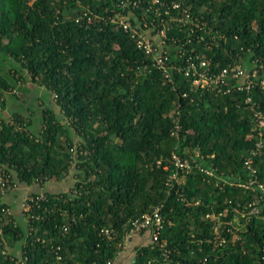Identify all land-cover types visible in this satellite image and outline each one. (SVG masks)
<instances>
[{
  "label": "trees",
  "instance_id": "trees-1",
  "mask_svg": "<svg viewBox=\"0 0 264 264\" xmlns=\"http://www.w3.org/2000/svg\"><path fill=\"white\" fill-rule=\"evenodd\" d=\"M157 1L0 0V108L8 92L21 100L27 76L60 107L47 102L37 128L32 115L0 111L7 181L45 187L31 194H44L37 203L28 199L26 226L3 212L10 204L0 193V231L7 241L24 239L32 264H51L57 252L60 264L115 262L132 220L156 207L163 227L133 234L149 241L128 264H264V197L237 184L258 139L254 107L264 110V0ZM122 19L143 34L165 30L163 51L175 68H159ZM190 59L209 60L213 72L257 68L260 79L250 91L237 89V79L203 89L186 75ZM173 152L214 175L197 167L170 183ZM255 163L264 180V153ZM73 167L69 191L46 188ZM1 250L0 263L11 264Z\"/></svg>",
  "mask_w": 264,
  "mask_h": 264
},
{
  "label": "built area",
  "instance_id": "built-area-1",
  "mask_svg": "<svg viewBox=\"0 0 264 264\" xmlns=\"http://www.w3.org/2000/svg\"><path fill=\"white\" fill-rule=\"evenodd\" d=\"M156 2H159L155 0ZM179 5V4H178ZM187 16L190 14L187 12ZM191 17V16H190ZM120 24L124 27L125 30L131 31L133 36H138L137 44L138 46L145 51V53L149 56H152L156 61L155 64L163 69L167 74L170 68H175V65H167V56L166 52L163 51L164 40L162 37H165V30L159 31L158 35L160 36L161 42L156 40L155 36H146L143 34L139 29L130 21L121 20ZM186 75H193V84L200 88H207V89H216L220 85H226L227 87L230 85L231 79H237L239 81V85L237 89H244L250 91V89L255 85L256 81L260 79L259 71L257 68L252 70H245L243 66L239 63L234 64L230 68H223L220 71L213 72L210 67L209 60H201L199 64H197L193 60L188 61V66L186 70ZM261 87L264 88V79H260ZM229 89H231L229 87ZM229 91V90H228ZM250 100V97L247 99ZM254 117L257 124V135L258 139L255 143V146L250 151V156L245 159V167L248 170V177L246 181H241L242 177L238 176L237 184L250 189L255 195L258 194L257 190L260 189L261 194L260 196L264 197V180L261 179L258 167L255 163V157L260 156L264 153V110H261L259 107H254ZM179 128V125H177ZM171 162L176 167L175 172H173L169 176V182L172 183L173 180L181 182L182 179H185V175L190 173L194 168H199L205 171L207 174L214 175V171L205 168L199 163H193L190 159L182 158L178 153L173 152L171 157ZM167 168V166H165ZM180 170L182 173L180 175ZM184 181V180H183ZM18 188L17 183H9L7 181V174L6 171L0 167V193L2 196L6 195L10 191H14ZM44 198V194H41L37 197L29 196L25 197L20 203V209L22 214L25 216L26 221H28L29 216L25 213V211H30L31 204L28 202V199H31L33 202L37 203L39 200ZM3 212L5 214L13 213L11 208H3ZM211 216V214H207V217ZM31 217V215H30ZM33 217V216H32ZM220 221V219H219ZM230 222V221H229ZM153 227L154 229H161L163 227V218L160 212V207H156L152 212L145 213L141 217H138L132 220L131 228H128L124 239L120 242L122 247H125L128 244V241L135 233H139L146 228ZM68 230V226L64 227V231ZM114 229L105 228L103 229V233L108 237L112 238ZM1 240L0 245H2V254L4 255V260L9 261L11 264H32L29 257L27 255L15 256L8 251L7 247V240L1 233ZM154 240H158V231L153 233ZM58 251L60 247H57ZM56 249V250H57ZM121 251L119 252V254ZM63 256L57 252L56 259L51 264H60L62 261ZM1 264V263H0ZM107 264H114L112 260L108 261Z\"/></svg>",
  "mask_w": 264,
  "mask_h": 264
},
{
  "label": "rangeland",
  "instance_id": "rangeland-1",
  "mask_svg": "<svg viewBox=\"0 0 264 264\" xmlns=\"http://www.w3.org/2000/svg\"><path fill=\"white\" fill-rule=\"evenodd\" d=\"M179 3H174L173 7L174 8H180V4ZM159 33L156 31L155 32V39L158 40L159 42H161L160 36L158 35ZM146 36H153L151 33V30L146 32ZM4 68L5 70H8L11 68V64L8 62L4 63ZM27 80H22L23 85L29 86L28 90H24L22 89H18L19 93H17V95H19L21 97V100H15L14 97L12 96V94L10 92H8L6 94V98H7V104L5 108H0V111L2 113V115L4 117H6L7 119H11L13 116V112L15 111H19L21 113L24 114L25 117H27L28 115H32L35 118V122H34V126L37 128L40 125V121L38 120V118L41 116L42 114V108L44 107L45 104H48L47 102H49L53 108H55V110L60 113V107L59 105L56 103V97L47 93L46 88L43 85H40L37 82L31 81V78L29 76H27ZM24 100L29 101V103L33 106L32 110H28V109H23V105L22 102ZM33 113V114H32ZM79 141L78 137L76 138V142ZM75 174V168L73 167L71 169V171L66 175V177L62 180H53L47 183L46 188H49L52 191L55 192H63V191H69L71 189V187H73V185L76 182V178L74 176ZM184 180V178L182 179V181ZM38 187L37 184H34L32 186H20L17 190L14 191H10L14 192V193H18V194H22L21 191H25L23 192V199L25 197H29L31 196V194L33 192H37L38 190H36ZM41 191V190H40ZM9 193V192H8ZM7 193V194H8ZM21 195V197H22ZM22 201V200H21ZM26 226V225H25ZM138 243V242H137ZM132 244V245H131ZM139 245V244H135V242L130 243V245L128 246V248L126 249V247L123 249L125 250V257L122 260L121 264H128L132 257L134 256L135 253V247Z\"/></svg>",
  "mask_w": 264,
  "mask_h": 264
},
{
  "label": "crops",
  "instance_id": "crops-1",
  "mask_svg": "<svg viewBox=\"0 0 264 264\" xmlns=\"http://www.w3.org/2000/svg\"><path fill=\"white\" fill-rule=\"evenodd\" d=\"M38 191H42L44 190L45 187H36ZM23 192L25 191H21L22 194H24ZM21 194V195H22ZM20 194H18L17 192H9L8 194L4 195V200L10 204V208L13 211V214L17 217V221L22 224L23 226L26 225L27 221L25 216L22 214L21 209H20V203L21 200H23V195L21 197ZM25 195V194H24ZM149 241V236L148 235H135L133 236V240L132 242H135V244H141V243H145ZM138 242V243H137ZM24 244V239H18L16 241H7V249L10 253H12L15 256H21L22 255V246ZM132 245V244H131ZM126 247H128L126 245ZM125 250L121 251V253L119 254L118 258L116 259V261L114 262V264H120V262L123 260V258L125 257Z\"/></svg>",
  "mask_w": 264,
  "mask_h": 264
}]
</instances>
